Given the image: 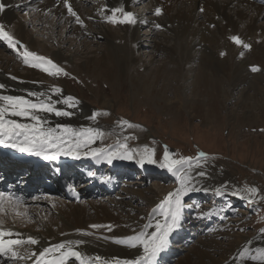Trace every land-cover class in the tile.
<instances>
[{
    "label": "bare ground",
    "instance_id": "bare-ground-1",
    "mask_svg": "<svg viewBox=\"0 0 264 264\" xmlns=\"http://www.w3.org/2000/svg\"><path fill=\"white\" fill-rule=\"evenodd\" d=\"M79 1L67 0L66 3L65 0H2L6 4V10L0 13V24L4 25L6 31L16 35L15 40L20 42L17 45L21 50L25 51L26 49L39 56H46V58L50 56L63 66L66 63H71V58L76 57L79 53V51H75L74 54L72 53L74 56L71 52L67 53L65 46L69 42L68 38L71 39V44L75 43L77 47L85 44L90 36L95 38L94 41L98 38L103 39L102 45L95 43L100 46V57L85 58L78 67V74L83 73L86 76H94L96 79H104L111 86H114L119 79L126 77L129 72L131 73V69L140 65L142 57L137 58L135 52L141 47V42L145 40L152 46V61L159 58L161 54H166L167 59V55L171 58L168 66L164 65L157 69L153 78L132 75L133 77L131 76L130 79L134 94L161 98L165 101L168 97L165 93L154 90L155 84L164 82L168 83L166 84L168 87H171L172 83L176 82L180 86L181 80H187L189 76L193 75V86L191 87H193L192 94L196 100L192 103L193 105L190 103L185 105L189 108L193 106L192 111L204 112L206 109L209 122L219 117L220 111L225 108V101L231 96L234 97L235 92L238 91L241 94L240 105L245 110V119L250 117L264 119V88L260 86L264 84V6L258 3V0H150L151 2L148 0L151 3L150 6H145L144 10H140L138 13H135L133 8L139 6V0H104L102 4L105 6L104 14H110L104 15L105 19L91 15L86 6L87 2ZM68 4L83 21V24L77 23L75 17L68 14ZM115 8H123L125 12L134 13L136 22L134 24L112 23L110 25L111 22H108L107 17L113 14L112 10ZM158 8L161 9L160 15L155 14ZM201 8L203 11L200 10ZM22 11L30 12L29 23L26 20L27 24L19 18V13ZM116 17L122 19L123 14L116 13ZM113 24L116 26L113 27ZM157 25L164 29V35L157 34L156 31L148 30V28L144 29L145 32L137 30L138 26L154 28ZM31 27L48 34L46 38L48 41L51 40L55 46L51 47L40 43L29 31ZM233 36H238L243 44L250 45V48H245L243 44H236L231 39ZM244 54H246V59L239 61L238 58ZM251 67L258 68V74H252L249 70ZM66 68L68 69L69 65ZM43 77L35 71V68L25 64L22 59L16 62L13 59H5L0 56V83L7 85L0 94L26 96L28 99L37 100L38 97L29 96L28 93L43 92L51 94L53 102L69 96L63 90L60 95L52 93L51 89L55 87L44 82L43 79L46 78ZM180 94L181 92L177 95L180 96ZM177 97L175 102L177 101L179 105L175 104L176 109L183 106V100ZM107 99H103L104 106L113 108V102ZM56 106L65 107L62 103ZM82 109L85 113L88 111L85 106ZM258 110L259 114L255 113ZM40 115L47 121L45 127H56L57 125H70L78 129L84 126L93 127L88 122L74 116L56 117L49 113H40ZM8 118L30 123L20 117ZM68 157L61 156L63 159H68ZM5 161L0 160V177L4 181L15 178L22 184L19 188L24 189L25 192L30 189H40V180L45 178L47 173L40 170L32 171L28 169V166H15ZM122 161V159H116L113 162L120 164ZM23 169L26 170L21 171ZM60 178H64L66 181L71 179L66 173L64 176L61 174ZM215 179L211 178L210 181L208 178L198 177L195 178V185L200 189L211 186V188L220 189V191H234L233 188L223 187V182L218 183ZM133 192L139 194L141 190ZM84 195L91 197L93 193L87 191ZM140 196L142 198L144 194H140ZM43 199L46 198H29L21 205L6 203L3 210H0V219L4 221V228L21 233L22 238L32 236L39 239L38 245L25 246L27 249L35 251L37 255L43 248L61 242L85 241V243L75 246V250L90 257L100 256L109 261V264H114L115 259H133L143 254L142 249L131 248L114 241L116 238L135 235L149 220L159 218L158 209L163 202L157 194L147 196L154 211L146 220L138 222L140 219L132 218L129 216V212H127L128 218H132V220H124L121 217L123 211L121 213L113 211V208L102 201L69 205L55 198ZM48 203L57 205L59 218L55 219L57 221L53 224L54 226L35 222L41 213H43L44 222L47 220V216H45L47 211L44 210V207ZM112 204H114L113 201ZM128 209L133 210L134 208L129 207ZM184 217L182 215L180 226L173 233L184 229ZM137 224H141L140 230L133 228ZM91 225L104 227L96 229L90 227ZM86 232L92 234L85 235ZM172 234L170 239L174 238ZM200 244L210 245L208 242H200ZM189 252L190 254L185 258L186 261L179 264H237L227 259L225 262L213 259L214 257L205 246L203 249L196 248ZM55 256L54 254L46 259L51 260ZM193 257L196 260H193ZM35 258L21 261L19 264H33ZM10 262L6 257L1 264H11ZM67 264H79V262L74 258H69ZM251 264H264V262H252Z\"/></svg>",
    "mask_w": 264,
    "mask_h": 264
},
{
    "label": "rangeland",
    "instance_id": "rangeland-1",
    "mask_svg": "<svg viewBox=\"0 0 264 264\" xmlns=\"http://www.w3.org/2000/svg\"><path fill=\"white\" fill-rule=\"evenodd\" d=\"M81 1L87 2L88 11L95 17L105 19V16L110 15L109 13H107L108 15L104 14L105 6L102 5L104 0H80L79 2ZM139 1V6L133 8L135 13L144 10L145 6L151 4L150 0V2L148 0ZM19 15V18L27 24L30 12L22 11ZM50 23L51 21L49 22V28ZM115 24H113V27L116 26ZM145 28L164 35V29L157 26L154 28L138 26L137 30L145 32ZM46 30H48V27H46ZM29 31L40 43L51 47L55 46L51 40L48 41L46 38L48 34L35 30L34 27L29 28ZM9 34L14 40L16 39L13 32H9ZM91 37L87 38L86 43L82 44L81 47H77L75 43L72 45L71 39L68 38L69 42L65 46L67 53L74 54L75 51H79V53L76 57L71 58V63H66L67 66L66 64L63 66L60 62L57 63V60L47 56L63 68L68 73L67 76L63 74L52 76L38 68H35V71L46 78L43 80L48 85L59 87L65 93L67 92L69 96L75 98L77 106L70 108L74 110L73 116L75 118L86 121L93 126L92 128H99L103 132V136L98 138L91 147L114 146L118 142H125V138L130 137L126 141L129 148L140 153H144L145 150L151 153L154 150L156 163L143 164L150 170L147 177L145 174L138 175L139 173H137L138 176H132L127 181L123 180L122 187L115 194L97 198L86 197L79 205L88 204L90 201H102L113 208V211H119V213L123 211L121 217L124 220L129 221L134 218L140 219L138 222H142L154 211V207L149 204L147 196L157 194L164 201L166 196L179 186L178 174L159 166L163 163L165 146H167L173 159H179L180 157L195 158L200 152H204L206 159L200 161V166L193 170L192 175L195 178H208V180L216 178L215 180L218 183L223 182L222 184L226 188H233L234 191L217 192V189L207 186L202 188L207 189V191H194L189 194L207 196L204 203L197 206L196 211L191 214V225L193 224V226H189L190 233L197 232V237L192 242H187L186 245L176 244L178 250L171 264L184 263L186 256L190 254L189 251L196 248L203 249L204 246L214 257L213 259L220 262L227 260L237 264L260 262L261 252L264 251V119L262 117L245 119V110L240 105L241 100L239 97H241V94L238 91L235 92L234 97L231 96L230 99L225 101V108L220 111L219 117L209 122L206 109L204 112L192 111L193 106H190L191 108L187 106L188 103L193 105L192 103L196 100L192 94L193 87H191L193 86V75L189 76L187 80H181L180 86L176 82H173L171 87H168L166 85L168 83L165 84L164 82L155 84L153 89L165 93L168 97L165 101L161 98H150L134 94L130 79L132 75L134 77L137 74L145 78H153L157 69L162 68L164 65L168 66L167 64L171 58L167 55V59L166 54H161L159 58L152 61L153 49L150 43L145 40L141 42V47L136 49L135 52L137 58L142 57L140 65L136 66L135 69H131L132 74L129 72L126 77L116 81L114 86H111L104 79H96L94 76H86L83 73V75L78 74V67L85 58L95 56V58H98L101 55L99 45H102L104 40L98 38L94 41L95 38ZM95 43L100 44L97 46ZM0 52V56L5 59L10 58L16 62L22 59L24 62L23 52L25 51L21 50L18 45L16 49H13L7 41L0 39ZM238 59L243 61L246 59V54ZM68 65L69 68L67 69ZM17 66L19 65L17 64ZM249 70L254 75L258 74V71H252V67ZM260 86L264 88V84ZM179 92H181L180 96H178ZM237 95L238 98H236ZM176 97L183 100V106H179V110L176 109L175 105H179L177 101L175 102ZM104 98L112 101L114 107H105ZM83 105L88 110L86 113L82 109ZM97 111L104 114L94 120L89 119V116H93ZM255 113L259 114V110ZM122 121H129L139 127L122 126L119 123ZM138 158L125 160L137 167L136 160ZM135 171L138 172L136 169ZM200 171L205 172L206 175L203 177L196 175ZM251 188L258 190L253 195L252 201L247 198L250 195L247 190ZM139 190H141L139 194L133 192ZM233 192L238 194L233 195ZM140 194H144V197L141 198ZM241 195L245 196V199H241ZM46 197L58 199L64 204H74L66 201L58 194L47 195ZM112 201L114 204H112ZM189 201L192 202V199L184 200L185 206H189ZM196 201L200 203L201 198ZM56 207L57 205L54 203L46 204L44 210L47 211L45 215L47 220L44 222L43 213H41L35 222L54 226L53 224L57 221L55 219L59 218ZM129 207L134 209H128ZM127 212L132 218H128ZM210 212H213L215 216L213 219L215 223H210V220L206 219L205 216H200V214H210ZM184 222L185 229L187 221ZM140 225L137 224L133 228L140 230ZM200 242H208L210 245L206 246L200 244ZM24 250L23 248L20 249V251ZM193 258V260H196L195 257ZM10 263L12 264V262ZM207 263L209 262L207 261Z\"/></svg>",
    "mask_w": 264,
    "mask_h": 264
},
{
    "label": "snow or ice",
    "instance_id": "snow-or-ice-1",
    "mask_svg": "<svg viewBox=\"0 0 264 264\" xmlns=\"http://www.w3.org/2000/svg\"><path fill=\"white\" fill-rule=\"evenodd\" d=\"M67 3V0H65ZM6 10V4L0 0V13ZM203 11V8L200 9ZM68 14L75 17L76 22L83 24V21L73 11L70 4L67 6ZM112 15L107 17L108 22L111 23H129L134 24V14L125 12L123 8H115L112 10ZM116 13H122L123 18L117 19ZM156 15L161 14V9H156ZM157 27H160L157 25ZM0 38L6 40L9 46L16 49L20 42L5 30L4 25L0 24ZM236 44H243V41L238 36L231 38ZM245 48H250V45L243 44ZM31 58V59H30ZM24 63L33 68L41 69L52 76H59L61 74L67 76L68 73L59 67L51 59L37 55L36 53L27 51L24 52ZM52 69V71H50ZM256 67L252 71H258ZM17 79L16 77H12ZM7 85L0 83V92L4 90ZM52 93L57 95L62 94L59 87L51 89ZM29 96L38 97L37 100L28 99L26 96L0 94V145L14 148L20 153H28L37 157H42L46 161L59 160L61 156H69L73 158H81L82 156H91L93 159H98L107 162L109 165L116 159H133L139 157L136 162L143 166L144 163H156L154 159V150L148 153L136 152L129 148L127 139L125 142L117 143L114 146L108 147H91L98 138L103 136V132L92 127H81L79 129L73 128L70 125H57L56 127H45L46 119L40 113H49L56 117H71L74 115L70 108L77 106L76 100L72 96H67L63 100H56L53 102L51 94L47 93H28ZM63 104L65 107L60 108L56 105ZM99 111L95 112L89 119H96L103 115ZM8 117H20L30 121V123H23L16 119ZM126 127H139L133 125L129 121L119 122ZM206 159V154L200 152L195 158L180 157L173 159L167 146H165L163 163L159 166L166 168L168 171H175L179 176V186L170 192L164 201L159 206V218L149 220L142 230L125 238H116L115 243L127 245L131 248L142 249V255H138L133 259H115L114 264H158V258L163 253L170 242L171 234L176 231L181 223L182 213L185 208L184 197L193 191H207V189L197 188L195 185V176L192 172L195 168L200 166V161ZM177 166H180L179 168ZM183 169V171H181ZM59 171V169H56ZM91 175V173H90ZM196 175L205 176L203 171ZM109 178H105V182ZM226 187V186H223ZM220 189H217L219 192ZM250 195L247 197L252 201L254 194L258 192L257 189L251 188L247 190ZM233 195L238 193L233 192ZM241 199L245 196L241 195ZM21 205L22 198L15 196L12 193L0 192V210H3L5 204ZM19 214V213H18ZM4 221L0 219V256H7L12 264H19L21 261H27L36 257L33 264H67L69 258H75L79 264H109L106 259L95 256L90 257L81 251L75 250V246L85 243V241H66L58 243L54 246L43 248L39 254L35 251L27 249L26 245H38L39 239L32 236L22 238L21 233L13 232L11 229L4 228ZM90 227L99 229L104 227L102 225H91ZM109 230H111L109 228ZM91 235L92 233H84ZM8 237V239H5ZM16 237V238H13ZM25 249L20 251V249ZM56 255L54 260L46 259V257ZM261 261L264 262V251L261 252Z\"/></svg>",
    "mask_w": 264,
    "mask_h": 264
}]
</instances>
